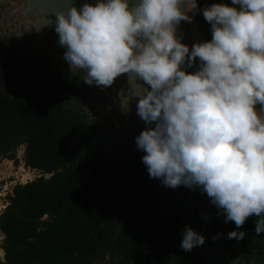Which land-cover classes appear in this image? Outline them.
I'll return each mask as SVG.
<instances>
[{
    "label": "clouds",
    "instance_id": "obj_1",
    "mask_svg": "<svg viewBox=\"0 0 264 264\" xmlns=\"http://www.w3.org/2000/svg\"><path fill=\"white\" fill-rule=\"evenodd\" d=\"M28 0L31 30L54 25L71 71L108 87L129 74L120 100L145 128L135 137L149 178L163 186L199 189L224 223L237 230L255 216L264 233V0H230L198 8V0ZM183 6V7H182ZM198 11L212 38L191 45L177 35ZM55 16L53 20L51 17ZM197 58L199 63L197 65ZM196 65V71L188 69ZM257 105L260 106L259 111ZM180 248L206 237L186 225Z\"/></svg>",
    "mask_w": 264,
    "mask_h": 264
},
{
    "label": "trees",
    "instance_id": "obj_2",
    "mask_svg": "<svg viewBox=\"0 0 264 264\" xmlns=\"http://www.w3.org/2000/svg\"><path fill=\"white\" fill-rule=\"evenodd\" d=\"M221 2L230 0H198V8ZM195 13L210 41V24ZM10 65L0 66V158L17 164L23 146L25 168L41 177L15 186L0 214V264H202L180 248L153 199L134 189L116 192L118 181L86 116L72 105L71 88L45 71L12 74ZM257 241L264 249V233Z\"/></svg>",
    "mask_w": 264,
    "mask_h": 264
},
{
    "label": "flooded vegetation",
    "instance_id": "obj_3",
    "mask_svg": "<svg viewBox=\"0 0 264 264\" xmlns=\"http://www.w3.org/2000/svg\"><path fill=\"white\" fill-rule=\"evenodd\" d=\"M4 10V6L0 7V22ZM2 29L0 28V66L11 64L10 73L12 74H16L18 68L22 67L36 70L38 73L47 72L44 69L45 62L40 58H34L28 54L22 56L26 52L18 50L15 47L17 44L13 47L8 45L9 36L5 33L2 37ZM38 63L44 64L43 68L39 67ZM79 74L81 80L76 81ZM54 76L57 77L55 83L63 89L71 88L68 93L72 98L71 103L77 111L83 112L86 116L88 130L107 161L111 178L118 181L116 192L119 196L130 189L147 194L149 199L155 201L156 214L163 224L175 231L180 241L182 240L180 233L186 225L200 232L206 237L205 242L190 252L201 260L202 264H264V249L259 246L257 236L253 233V216H250L238 229V231L246 232L243 239H229L227 234L237 230L235 225L232 222L224 223V215L217 214V208L210 203V199L205 194H201L199 189H189L183 185L170 188L163 186L159 179L149 178L145 166L141 163L144 153L137 150L135 139L131 135L120 136L119 142L114 140L110 143L107 134H96L89 124L98 116V106L92 103L95 101H91L92 93L89 85L83 82L81 70L72 76ZM58 92L61 90L59 89ZM132 123L135 122L131 121ZM129 137H131L130 140H128Z\"/></svg>",
    "mask_w": 264,
    "mask_h": 264
},
{
    "label": "water",
    "instance_id": "obj_4",
    "mask_svg": "<svg viewBox=\"0 0 264 264\" xmlns=\"http://www.w3.org/2000/svg\"><path fill=\"white\" fill-rule=\"evenodd\" d=\"M76 6L84 3L95 4L97 0H74ZM137 0H130V7H134ZM28 0H0V7H5L2 13V20L0 28H3L5 35L9 31V40L7 44L17 49L29 48L35 46L39 48L40 53L48 56L53 60L54 67L47 70L48 75H62L63 77L75 75L79 70L83 73V80L86 77V70L74 69L70 70L68 63L63 59L65 49L58 43V34L54 30V25L46 27L41 32L31 30L33 24V17L28 12ZM183 7V6H182ZM193 18L189 21H181L177 25V35L182 37L181 42L191 45L201 41H207L202 33V24L198 19L195 11L190 12ZM53 20L55 16L51 17ZM199 58H197V65ZM190 72L196 71V65L188 69ZM129 74L125 73L118 76L111 86L103 87L96 85H89V90L92 93L91 101H95L96 106L102 111L103 118L98 128L103 132H96L97 135L107 134L110 143L114 140L119 142L120 136H130L135 139L137 135L145 128V124L136 115V100L130 101L128 111L121 110L120 100L124 98L125 93L129 91L128 83ZM131 121L135 122L131 124ZM138 125V126H137ZM137 126V127H136ZM119 131L123 133H119ZM130 138V137H129ZM41 177V176H40ZM51 175H46L45 178H50ZM181 236V233H180Z\"/></svg>",
    "mask_w": 264,
    "mask_h": 264
},
{
    "label": "rangeland",
    "instance_id": "obj_5",
    "mask_svg": "<svg viewBox=\"0 0 264 264\" xmlns=\"http://www.w3.org/2000/svg\"><path fill=\"white\" fill-rule=\"evenodd\" d=\"M6 33L9 34L8 31H6ZM1 36L2 37L4 36L3 29L1 32ZM15 44H18V43H15ZM18 50L26 52L22 54V56H25L26 54H28L29 56H32L34 58H40L43 62H45L44 69L46 70L52 69L55 66L53 63V60L48 56L42 55L40 53L39 48L35 46H31L25 49L21 47ZM26 58H28V56ZM44 64L38 63L39 67L41 68H43ZM97 112H98L97 113L98 116L92 119L89 125L92 129L94 128L93 130H95L97 133L98 132L102 133L103 130L100 131V129L98 128V125L101 124V119L103 118V116H101L102 111L100 110L99 107L97 109ZM130 138H128V140H130ZM23 155H24V147L22 146L17 151V164H15L13 161L0 158V214L9 205L8 199H9V196L12 195L13 189L15 186L24 185L41 176L36 171H30L25 168L24 162H23ZM109 157H111V155ZM3 240H4V236L0 232V262L4 263L5 256H4L3 250L1 249Z\"/></svg>",
    "mask_w": 264,
    "mask_h": 264
}]
</instances>
